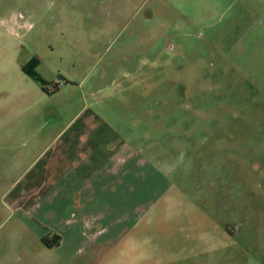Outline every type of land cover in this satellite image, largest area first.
Wrapping results in <instances>:
<instances>
[{"label":"rangeland","instance_id":"374dc122","mask_svg":"<svg viewBox=\"0 0 264 264\" xmlns=\"http://www.w3.org/2000/svg\"><path fill=\"white\" fill-rule=\"evenodd\" d=\"M34 56L61 87L46 105L102 98L95 108L146 160V187L113 215L149 239L133 246L149 259L116 264H264V0H0V80L41 89L23 71ZM14 184L0 179L7 250Z\"/></svg>","mask_w":264,"mask_h":264},{"label":"crops","instance_id":"0c3cea01","mask_svg":"<svg viewBox=\"0 0 264 264\" xmlns=\"http://www.w3.org/2000/svg\"><path fill=\"white\" fill-rule=\"evenodd\" d=\"M40 87L0 80V179L15 182L4 194L15 218L8 236L19 242L13 249L0 248V261L53 264V258L70 262L77 256L78 261L90 257L94 264H116L149 259L144 249L133 247L149 239L129 237L125 229L132 223H119L113 215L118 196L132 197L146 187L148 179L138 170L146 160L95 108L102 98L96 97L94 105L83 99L70 113L46 105L51 98L44 97L60 93L61 87L49 95ZM39 90L44 96L34 100ZM53 233L60 242L48 248L41 237Z\"/></svg>","mask_w":264,"mask_h":264},{"label":"trees","instance_id":"16d2710c","mask_svg":"<svg viewBox=\"0 0 264 264\" xmlns=\"http://www.w3.org/2000/svg\"><path fill=\"white\" fill-rule=\"evenodd\" d=\"M37 63L38 59L35 56L32 57L27 63L23 65V71L25 72V74L37 78L42 84L43 91L47 94L56 92L58 90V85L54 83L51 88H49L47 82L35 71ZM41 242L48 248L56 247L60 242V236L55 233L45 234L41 237Z\"/></svg>","mask_w":264,"mask_h":264}]
</instances>
